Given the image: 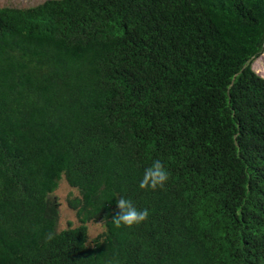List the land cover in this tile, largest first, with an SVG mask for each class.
Returning a JSON list of instances; mask_svg holds the SVG:
<instances>
[{
  "label": "trees",
  "instance_id": "1",
  "mask_svg": "<svg viewBox=\"0 0 264 264\" xmlns=\"http://www.w3.org/2000/svg\"><path fill=\"white\" fill-rule=\"evenodd\" d=\"M263 53L264 0L0 7V264H264Z\"/></svg>",
  "mask_w": 264,
  "mask_h": 264
},
{
  "label": "clouds",
  "instance_id": "2",
  "mask_svg": "<svg viewBox=\"0 0 264 264\" xmlns=\"http://www.w3.org/2000/svg\"><path fill=\"white\" fill-rule=\"evenodd\" d=\"M169 180V173L160 160H154L150 166L144 169L140 188H162ZM117 213L112 218L116 226L132 228L139 226L148 218L147 209L137 208L130 199L120 197L116 200Z\"/></svg>",
  "mask_w": 264,
  "mask_h": 264
},
{
  "label": "rangeland",
  "instance_id": "3",
  "mask_svg": "<svg viewBox=\"0 0 264 264\" xmlns=\"http://www.w3.org/2000/svg\"><path fill=\"white\" fill-rule=\"evenodd\" d=\"M45 0H0V7H14V8H29L36 6ZM252 70L261 78H264V53L256 60L252 65ZM72 194L76 195V191L71 189L64 180H61L57 190L54 192L53 196L61 204L59 208L60 221L59 229L63 230L67 228L68 223L73 227L77 226V220L72 211L67 208L66 199ZM102 227L99 224H88V236L89 239L94 238L100 232H102Z\"/></svg>",
  "mask_w": 264,
  "mask_h": 264
}]
</instances>
